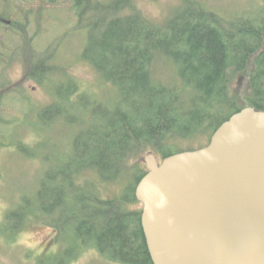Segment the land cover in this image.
Here are the masks:
<instances>
[{
    "label": "trees",
    "instance_id": "1",
    "mask_svg": "<svg viewBox=\"0 0 264 264\" xmlns=\"http://www.w3.org/2000/svg\"><path fill=\"white\" fill-rule=\"evenodd\" d=\"M70 1L76 24L87 30L81 60L101 76L95 84L99 91L111 86L112 103L95 99L93 115L80 119L67 141L68 151L44 171L35 204L28 207L24 198L8 219L15 220L14 228L31 219L56 228L57 234L74 229L82 245L76 255L93 249L121 264H154L141 209L131 208L139 202L136 187L148 171L145 160L137 158L154 152L162 161L202 148L240 109L264 110V5L227 17L200 0H182L160 24L134 0ZM17 25L25 31L22 22ZM53 57L50 50L41 61H30L28 77L41 83L45 76L44 84L52 83L57 67L46 61ZM239 78H244L243 91L234 87ZM73 81L72 97L91 92ZM40 112L42 126L54 124V114L75 122L71 110L58 103ZM8 121L0 117V124L9 126ZM23 143L32 147L37 141ZM111 182L121 188L104 197L102 187Z\"/></svg>",
    "mask_w": 264,
    "mask_h": 264
},
{
    "label": "rangeland",
    "instance_id": "2",
    "mask_svg": "<svg viewBox=\"0 0 264 264\" xmlns=\"http://www.w3.org/2000/svg\"><path fill=\"white\" fill-rule=\"evenodd\" d=\"M200 1L227 17L264 5V0ZM181 3L182 0H134L137 8L160 24ZM71 4L70 0L55 3L50 0H3L0 4V88L4 92L0 93V117L12 123L9 126L0 124V264H121L106 260L93 249L76 255L82 245L72 228H62L57 234L56 228L31 219L23 227L14 228L15 220L8 219L9 211L19 206L24 198L29 200L28 207L35 204L44 171L68 151L67 141L81 125L80 119L93 115L95 99L107 100L105 104L109 106L112 103L111 86H107V91H99L95 84L101 83V76L81 60L87 30L76 24ZM13 21L22 22L25 31H20L18 23ZM50 50L54 57L47 60L46 65L54 62L57 67L51 72L52 83L44 84L45 76L41 83L28 77L30 61H41L48 57ZM71 62V67L65 66ZM70 76L93 94L82 92L72 97L74 79ZM243 81L244 78L235 80L234 87L243 91ZM7 90L14 92L5 96ZM51 102L71 110L75 122L60 120L54 114V124L42 126L40 111ZM23 141L37 143L29 147ZM147 154L137 158L139 163ZM120 188L119 184L111 182L102 187L101 194L109 198L118 194ZM131 208L140 210L142 205L133 203ZM18 221L19 218L16 223Z\"/></svg>",
    "mask_w": 264,
    "mask_h": 264
},
{
    "label": "water",
    "instance_id": "3",
    "mask_svg": "<svg viewBox=\"0 0 264 264\" xmlns=\"http://www.w3.org/2000/svg\"><path fill=\"white\" fill-rule=\"evenodd\" d=\"M144 160L136 197L154 264H264V110L240 109L202 148Z\"/></svg>",
    "mask_w": 264,
    "mask_h": 264
},
{
    "label": "flooded vegetation",
    "instance_id": "4",
    "mask_svg": "<svg viewBox=\"0 0 264 264\" xmlns=\"http://www.w3.org/2000/svg\"><path fill=\"white\" fill-rule=\"evenodd\" d=\"M0 101H1V96H0ZM139 203L142 205V208H141V213H142L143 204H142V202H140V201H139Z\"/></svg>",
    "mask_w": 264,
    "mask_h": 264
}]
</instances>
